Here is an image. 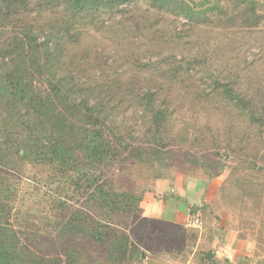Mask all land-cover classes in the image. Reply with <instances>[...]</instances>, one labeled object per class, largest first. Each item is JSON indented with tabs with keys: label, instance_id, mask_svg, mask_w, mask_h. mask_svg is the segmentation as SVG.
Instances as JSON below:
<instances>
[{
	"label": "rangeland",
	"instance_id": "rangeland-1",
	"mask_svg": "<svg viewBox=\"0 0 264 264\" xmlns=\"http://www.w3.org/2000/svg\"><path fill=\"white\" fill-rule=\"evenodd\" d=\"M64 4L0 0V77L18 62L3 49L12 36L42 41L61 28L47 62L21 56L23 76L42 95L70 81L63 115L79 125L73 104H98L118 152L94 175L140 200L111 213L74 169L9 152L0 199L23 245L45 258L73 253V264H264V0H131L75 21ZM8 115L0 96V132L14 124ZM161 187L182 203L180 222L143 215ZM75 213L125 233L124 259L66 230ZM195 214L198 228L188 224Z\"/></svg>",
	"mask_w": 264,
	"mask_h": 264
},
{
	"label": "trees",
	"instance_id": "trees-1",
	"mask_svg": "<svg viewBox=\"0 0 264 264\" xmlns=\"http://www.w3.org/2000/svg\"><path fill=\"white\" fill-rule=\"evenodd\" d=\"M130 1L64 0V9L75 21L85 13L89 14L90 12L91 15H94L102 8L113 9ZM154 1L159 6L166 2V0ZM179 11L183 16L190 18L194 10L180 6ZM64 31L69 33L68 28H65ZM62 32L61 28L56 29L53 34L49 33L42 41H38L32 34H25L22 38L15 35L7 41L3 48L5 55L10 56L11 61L18 62L0 77V96L9 107L8 121H6L8 123L12 118V123H14L12 127H4L0 132V157H9V152L10 154L13 152L23 161L28 159L45 160L56 163L62 169L68 166L79 173V178L89 188V200L98 202L100 206L109 207L111 213L129 210L131 205L136 208L140 197L128 192L107 190L105 185L99 182V177L94 175L95 171L113 161L118 152L117 147L106 134L105 121L102 116L104 112H101L98 104L90 101L89 103L85 101V103L73 104L75 112L83 117L84 122L79 125L76 120L75 122L69 121L68 117L63 115L65 106L62 104L72 103L69 97L72 86L70 81L64 85L63 83L61 85L59 81H51L50 92H45L42 95L33 88L31 81L23 76L25 69L22 70L20 67V64H24L21 56L32 54L34 59L30 58L31 64L37 62L35 56H38L37 59L41 56L47 62L54 54L55 46L52 44L57 42L58 33ZM21 109L24 110L22 114L20 113ZM18 115L25 116L24 120L20 121L22 118ZM17 120L19 125H16ZM3 123L5 125V122ZM19 128L23 131L20 139L14 137V132L19 133L17 131ZM44 134L50 136L47 141H44ZM82 169H88V172H83ZM3 192H5L4 189L0 188V196L3 195ZM7 214L8 211L0 199V264L74 263L75 255L70 252L64 253L65 258H61V256L45 258L34 254L28 246L23 245L15 229L10 226ZM65 229H74L75 235L86 232L89 240L115 253L114 262L116 261V263L122 261L127 251L130 250L128 245L131 242L125 233L111 230L110 227L96 221L91 215L89 225H87L84 219L78 218L77 213L73 214V218L65 223Z\"/></svg>",
	"mask_w": 264,
	"mask_h": 264
},
{
	"label": "crops",
	"instance_id": "crops-1",
	"mask_svg": "<svg viewBox=\"0 0 264 264\" xmlns=\"http://www.w3.org/2000/svg\"><path fill=\"white\" fill-rule=\"evenodd\" d=\"M164 189L161 187L159 189V192H163ZM176 194L178 191H174ZM162 194V193H161ZM159 196L156 197V199L151 202L149 209L143 208V215L147 217H154L159 219H165L168 221H177L180 222L185 214V211L182 209V203H180L175 196L168 195L165 196L164 194L161 195V198ZM146 201V198L143 200V202ZM229 264H248L246 260L240 258V256H236L235 258H231V262Z\"/></svg>",
	"mask_w": 264,
	"mask_h": 264
},
{
	"label": "built area",
	"instance_id": "built-area-1",
	"mask_svg": "<svg viewBox=\"0 0 264 264\" xmlns=\"http://www.w3.org/2000/svg\"><path fill=\"white\" fill-rule=\"evenodd\" d=\"M200 217L198 214L192 215L188 218V224L192 227H199L200 226Z\"/></svg>",
	"mask_w": 264,
	"mask_h": 264
}]
</instances>
